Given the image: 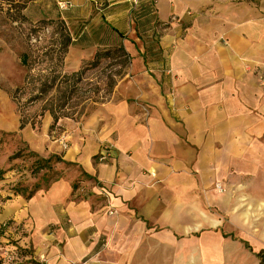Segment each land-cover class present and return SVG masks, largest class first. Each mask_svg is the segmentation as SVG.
Here are the masks:
<instances>
[{"label":"crops","instance_id":"crops-1","mask_svg":"<svg viewBox=\"0 0 264 264\" xmlns=\"http://www.w3.org/2000/svg\"><path fill=\"white\" fill-rule=\"evenodd\" d=\"M161 3L159 20L175 21L159 37L165 59L147 63L133 25V42H121L130 62L110 100L83 124L63 123L65 147L48 144V154L80 171L30 197L12 190L0 199V224L9 222L1 248L15 250V264L41 255L39 264H259L264 0ZM114 4L105 20L121 19ZM111 28L119 43L120 29ZM95 43L72 38L66 69L75 71ZM104 146L110 158L97 162Z\"/></svg>","mask_w":264,"mask_h":264},{"label":"rangeland","instance_id":"rangeland-1","mask_svg":"<svg viewBox=\"0 0 264 264\" xmlns=\"http://www.w3.org/2000/svg\"><path fill=\"white\" fill-rule=\"evenodd\" d=\"M59 1L67 2V9L61 10L57 4ZM162 1L164 0H0V170L4 171L2 180H0L1 200L6 196V192L12 191L15 187L23 188L25 190L23 194L26 195L35 184H38L40 188L47 187L52 180L60 179L68 172L80 171L76 165L50 161L46 164L47 168L32 172V164L36 159L32 155L48 159L53 155L48 154V144L51 142H57L61 144L62 148L65 147L59 140L61 130L65 128L63 123L72 126L76 122L83 124L102 103L109 101L110 95L101 92L97 96L92 92L97 85H104L110 71L120 69L117 61L102 60L97 68L87 71L79 87L84 90L90 89L89 91H92L91 100H95L97 103L91 101L83 103L79 97H73L67 110L63 113L66 117L59 116L56 123L53 122L48 112L41 115L43 102L27 103L29 94L27 92L19 93V103L22 105L20 107L24 108V114L29 115V119L33 120L34 125H27L23 131H18L19 114L16 111L12 93L16 88L22 86L26 73L20 63L19 54L27 52L28 47L35 48L41 44L47 45L52 42L54 37L51 34L55 27L45 26L44 21L61 20L67 27L71 38L76 39L80 36L84 40L96 42L95 47L86 48L80 54L82 61L75 71L80 69L83 62L92 58L96 47H114L122 45L121 42L124 40L133 42L134 37L128 38L133 25L135 28L138 27L136 30L138 37L144 36L140 40L145 50V60L150 65L165 59L163 50H160L158 46L159 37L164 29L169 27L170 22H175L172 21V17L163 19L164 21L159 20L160 15H165ZM233 1L256 3L257 5L260 3V0ZM111 2L115 3L114 7H116L112 12L121 19L108 18L105 20L109 9H111L109 7ZM190 13L185 14L186 17ZM182 22L180 28L188 22V19ZM112 24L120 29L119 43L116 42L115 32L111 28ZM142 26L144 30H142ZM146 27H149V30ZM126 44L128 45V43ZM74 49H78V47L71 49V53L74 52ZM69 50L70 47L68 52ZM68 52L65 55L61 73L72 71L68 67L66 69L65 65ZM49 56L44 57V62L32 72L36 73L40 68L44 69L49 66L51 63ZM143 108L146 109L142 106L141 110ZM81 176L79 173L78 178L74 179L73 187ZM222 180V172H215L212 188L216 194L222 192L217 188L218 184L222 187ZM214 210L218 212L217 204H215ZM8 223L0 224V234H2L3 228L8 226ZM2 244L0 241V247ZM6 252L7 250L0 248V264L5 261ZM15 261L14 259L9 260L8 264H15ZM30 261L34 264L44 263L40 259H30Z\"/></svg>","mask_w":264,"mask_h":264},{"label":"trees","instance_id":"trees-1","mask_svg":"<svg viewBox=\"0 0 264 264\" xmlns=\"http://www.w3.org/2000/svg\"><path fill=\"white\" fill-rule=\"evenodd\" d=\"M44 25L55 27L51 34V36L54 37L52 42L47 45L41 44L35 48L28 47L27 52L19 54L20 63L26 71L22 86L16 88L12 93V99L15 100L16 111L19 114V131L23 130L27 125H34L33 120L29 119V115L24 114V108L20 107L22 105L19 103V93L27 92L29 94L27 103L33 104L35 102H43L41 106V115L44 112H48L53 122L56 123L59 116L62 115L66 117L63 113L67 110L73 97H79L80 101H83V103L86 101L97 103V101L91 100L92 91H89L90 89L84 90L79 87L87 71L97 68L102 60L117 61L116 63L120 65V69L118 71H110L104 85H97L92 92L97 96H99L101 92L105 95H110L117 76L122 74V69L126 68L130 62L128 54L122 45L107 48L96 47L92 58L83 62L79 70L61 73L65 55L72 42L71 35L64 22L61 20L44 21ZM47 55L51 57L49 59L51 60L50 65L44 69L40 68L36 73H33L32 71L36 69V67H40L44 62V57ZM80 94L82 95L81 97ZM32 156L36 158L32 164V172H38L39 170L47 168L46 164L50 161L74 165L63 161L58 155H51L48 159L39 158L37 155ZM3 174L4 171L0 170V178ZM39 188V185L35 184L25 196L30 197ZM23 191H25L23 188H13L14 194H23ZM256 256L259 259V264H264V248L259 249L256 252Z\"/></svg>","mask_w":264,"mask_h":264},{"label":"built area","instance_id":"built-area-1","mask_svg":"<svg viewBox=\"0 0 264 264\" xmlns=\"http://www.w3.org/2000/svg\"><path fill=\"white\" fill-rule=\"evenodd\" d=\"M57 4H58V6H59V8L61 10H65L68 7L67 6L68 5L67 2L59 1ZM143 111L146 113V109L145 108H143ZM110 155H111V149H110V147L104 146L103 147V150L100 153H98V155L96 156L95 159H96L97 162H103V161L107 160L108 158H110ZM217 188H218L219 191H222V189H223L219 184L217 185ZM9 251H10L9 253L8 252L6 253V259H9V260L15 259L14 258L15 255H16L15 250H9ZM39 259L41 261H44L45 262V257L43 255H41L39 257Z\"/></svg>","mask_w":264,"mask_h":264}]
</instances>
